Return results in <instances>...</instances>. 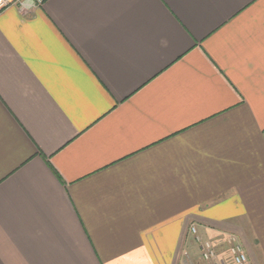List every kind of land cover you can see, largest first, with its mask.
<instances>
[{"label":"crops","instance_id":"1","mask_svg":"<svg viewBox=\"0 0 264 264\" xmlns=\"http://www.w3.org/2000/svg\"><path fill=\"white\" fill-rule=\"evenodd\" d=\"M264 264V0H45L0 13V264Z\"/></svg>","mask_w":264,"mask_h":264},{"label":"built area","instance_id":"2","mask_svg":"<svg viewBox=\"0 0 264 264\" xmlns=\"http://www.w3.org/2000/svg\"><path fill=\"white\" fill-rule=\"evenodd\" d=\"M45 0H0V13L9 7L19 5L25 9L41 6ZM191 232L199 244L201 263L203 264H249L247 251L242 242L234 235L227 238L224 248L212 240L198 234L197 226H191Z\"/></svg>","mask_w":264,"mask_h":264}]
</instances>
